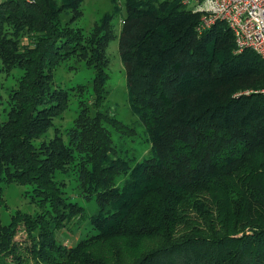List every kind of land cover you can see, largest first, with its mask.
<instances>
[{
    "label": "trees",
    "instance_id": "trees-1",
    "mask_svg": "<svg viewBox=\"0 0 264 264\" xmlns=\"http://www.w3.org/2000/svg\"><path fill=\"white\" fill-rule=\"evenodd\" d=\"M84 1L0 3V74L11 76L0 95V264H264V59L237 53L224 22L202 29L184 0H112L126 11L119 53L151 141L131 164L106 122L128 129L100 107L104 24L85 37L64 22ZM71 59L95 68L91 113L86 86H55ZM72 98L82 110L64 135L54 121ZM69 171L99 206L94 234L70 247L60 232L87 216L59 180ZM10 184L28 187L38 212L5 222Z\"/></svg>",
    "mask_w": 264,
    "mask_h": 264
},
{
    "label": "rangeland",
    "instance_id": "rangeland-1",
    "mask_svg": "<svg viewBox=\"0 0 264 264\" xmlns=\"http://www.w3.org/2000/svg\"><path fill=\"white\" fill-rule=\"evenodd\" d=\"M2 1L0 0V3ZM120 2L123 3V0H120ZM120 2L118 9L115 11V5L112 0H85L82 2L81 13L77 16L76 14L69 13L64 18V22L71 23V29L80 31L85 37L91 36L97 30V27H101L104 24L103 30L99 32V36H104L103 38H105L102 46L104 54L103 65L107 79L105 83V99L104 101L102 100L100 107L108 111L111 118L119 122L123 129H128V131L124 132L106 122L112 134L113 146L122 152L124 151V156L128 158V161H132L131 164H133L135 161H141L150 157L151 141L141 121L134 113L129 100L126 73L119 53V35L122 17L126 14ZM189 7L191 8L192 6ZM94 69L93 66L87 64L85 59H71L63 63L54 72V82L57 87L62 86L71 93L76 86L84 85L87 87L86 94L82 96L83 98L80 103L89 105L87 107H92L88 108L90 113L94 109L90 104L89 98L94 93ZM10 80L11 76H7L5 73L0 74V95L3 100L8 99L7 94L11 87L9 84ZM70 101L69 109L54 121L55 128L64 135L66 130L74 125L75 119L82 110V107L78 103V98H72ZM49 134L53 136L54 130L51 129ZM59 180L65 184L63 189L66 196L70 200L80 203L85 208L87 216L84 223L77 230L73 224L71 228L73 230L65 229L60 232L62 233L60 235L61 239L70 247L79 239L94 234L89 218L98 213L99 206L96 200L87 199L84 197V194L80 195V187L74 171H69V173L59 176ZM28 193H31L28 187L18 184H10L4 188L3 197L8 206V209L3 211L5 222L9 221L11 215L17 211L30 214L38 212V206L27 196ZM17 238L24 239L25 233L21 231Z\"/></svg>",
    "mask_w": 264,
    "mask_h": 264
},
{
    "label": "built area",
    "instance_id": "built-area-1",
    "mask_svg": "<svg viewBox=\"0 0 264 264\" xmlns=\"http://www.w3.org/2000/svg\"><path fill=\"white\" fill-rule=\"evenodd\" d=\"M203 14L202 29L224 22L234 34L236 51L251 50L264 59V0H184Z\"/></svg>",
    "mask_w": 264,
    "mask_h": 264
}]
</instances>
